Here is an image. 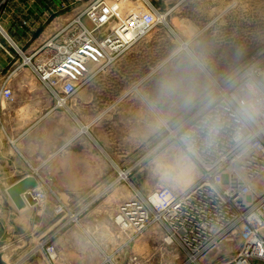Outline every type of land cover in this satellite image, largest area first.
Here are the masks:
<instances>
[{
  "label": "rangeland",
  "instance_id": "rangeland-1",
  "mask_svg": "<svg viewBox=\"0 0 264 264\" xmlns=\"http://www.w3.org/2000/svg\"><path fill=\"white\" fill-rule=\"evenodd\" d=\"M83 1L75 3L74 13L83 8ZM120 5L123 14L148 11L157 20L142 42L144 48L128 63L116 64L115 58L105 66L94 65L90 78L67 101L76 109L74 134L96 144L107 163L115 165L116 178L46 180L41 189L53 208L57 199L67 207L68 212L60 213L68 216L67 221L77 218L70 222L79 221L82 208L81 218L94 207L102 209L99 216L89 214L96 264L105 255L121 264H182L183 252L177 243L165 240L159 224L135 234L133 227L117 222V214L133 198L150 201L160 189L177 191L195 181L199 167L171 131L182 132L184 123L220 87L231 84L235 91L252 78L264 87V0H121ZM85 95H93L92 102L82 104ZM252 183L257 191L264 190V180L253 178ZM239 247L235 237L204 264H220ZM38 249L39 245L33 252ZM54 260L43 253V261L36 264Z\"/></svg>",
  "mask_w": 264,
  "mask_h": 264
},
{
  "label": "built area",
  "instance_id": "built-area-1",
  "mask_svg": "<svg viewBox=\"0 0 264 264\" xmlns=\"http://www.w3.org/2000/svg\"><path fill=\"white\" fill-rule=\"evenodd\" d=\"M120 1H87L32 54L23 56L22 63L48 86L57 107L65 106L90 78L94 65L110 63L156 24L152 12L123 14ZM65 2V7L74 4ZM238 88L220 87L184 123L182 132L171 131L199 167L195 181L177 191L160 189L150 201L133 198L117 214V222L130 225L135 234L159 224L165 240L177 243L183 252L182 264H204L213 251L235 237L239 249L220 264H264V190L257 191L252 183L264 164V87L252 78ZM11 96V88L1 84L0 98ZM42 182L30 190L36 201L47 198ZM57 202L56 213L68 212L60 199ZM76 219L72 216L68 221ZM39 246L49 260L57 257L52 235ZM99 264L121 263L105 255Z\"/></svg>",
  "mask_w": 264,
  "mask_h": 264
},
{
  "label": "crops",
  "instance_id": "crops-1",
  "mask_svg": "<svg viewBox=\"0 0 264 264\" xmlns=\"http://www.w3.org/2000/svg\"><path fill=\"white\" fill-rule=\"evenodd\" d=\"M73 1V5L63 7L65 0H0V85L12 90L11 98H0V254L9 264L43 261L42 250L33 251L48 235H52L57 247L52 264L98 263V255L90 249L89 214L99 216L100 207L92 208L81 218L82 208L79 221L70 222L67 215L54 211L48 199L33 201L24 197V205L18 207L7 191L27 175H34L39 182L116 178L115 165L107 163L96 144L74 134V104L67 102L57 107L48 86L22 63L24 55L32 54L74 15V5L79 0ZM86 3L83 1L82 7ZM150 31L130 44L114 63L135 60ZM163 65L162 61L157 69ZM121 70L124 75L126 69ZM151 73L150 70L143 77L148 78ZM93 98L85 95L81 102L90 103ZM58 194L61 196L59 191Z\"/></svg>",
  "mask_w": 264,
  "mask_h": 264
},
{
  "label": "water",
  "instance_id": "water-1",
  "mask_svg": "<svg viewBox=\"0 0 264 264\" xmlns=\"http://www.w3.org/2000/svg\"><path fill=\"white\" fill-rule=\"evenodd\" d=\"M38 180L34 175H27L23 177L21 180L13 183L7 188V191L16 204V206L21 207L25 203L24 195L26 192H29L30 190L36 188L38 186ZM30 200H33V197L30 193ZM0 264H9L5 262L0 254Z\"/></svg>",
  "mask_w": 264,
  "mask_h": 264
},
{
  "label": "bare ground",
  "instance_id": "bare-ground-1",
  "mask_svg": "<svg viewBox=\"0 0 264 264\" xmlns=\"http://www.w3.org/2000/svg\"><path fill=\"white\" fill-rule=\"evenodd\" d=\"M123 37L124 38H126V36L125 35H123ZM190 170V168H188L187 169V171H189ZM191 173V172H190ZM189 173V174H190ZM126 176V175H125ZM253 178H255V179H257V181H262V180H264V164L263 165H261L260 167H259V169L255 172V174L253 175ZM183 180L184 179H180L179 180V182L182 184V182H183ZM262 184V183H261ZM30 191L29 192H26V194L24 195V197H25V199L27 200H30ZM118 220H121V216H119L118 217Z\"/></svg>",
  "mask_w": 264,
  "mask_h": 264
}]
</instances>
